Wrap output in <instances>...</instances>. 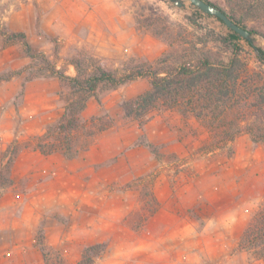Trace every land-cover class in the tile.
<instances>
[{
    "label": "rangeland",
    "instance_id": "374dc122",
    "mask_svg": "<svg viewBox=\"0 0 264 264\" xmlns=\"http://www.w3.org/2000/svg\"><path fill=\"white\" fill-rule=\"evenodd\" d=\"M176 1L114 0L120 12L117 19L128 15L135 31L117 29L111 38L102 37L103 44L94 46L72 40L74 31L60 22L59 7L64 4L60 0H0V26L8 32H25L39 55L30 57L22 42L0 34V247L11 241L8 231L19 229L21 217L37 218L36 245L45 250V261L65 262L68 241L48 242L44 225L48 219H64L74 209L82 217L101 211L126 213L127 223L122 224L136 231V236L126 231L123 238L111 235L107 242L90 244L99 245L94 261L125 244L142 248L137 255L142 264H151L149 249L155 252L166 246L174 264H264L251 252L236 249L264 197V142L242 132L227 145L206 151L210 133L193 113L184 115L161 101L145 108L135 103L151 88L147 77L117 87L100 85L81 114L82 127L69 135L77 149L74 157L95 145V151L109 153L106 166L99 170L80 165L66 178L53 158L52 168L47 160L45 171L13 172L18 153L37 150L36 138L65 110L66 86L45 68L43 56L68 75L76 74L71 63L75 59L84 65L99 61L117 74L131 69L164 74L203 51L223 53L213 35H227L228 27L199 11L190 0H180L181 6ZM241 37L239 57L244 69L238 94L247 97V104L243 112L226 116L216 110L210 116L230 126L237 118L245 125L258 120L256 104L264 91V62ZM249 39L264 48L262 35L254 33ZM65 139L53 135L49 141L64 143ZM61 194L64 207L58 202ZM176 213L194 223V236L182 239L175 234L173 228L180 222L171 223L168 214ZM214 245L217 254H212Z\"/></svg>",
    "mask_w": 264,
    "mask_h": 264
},
{
    "label": "trees",
    "instance_id": "16d2710c",
    "mask_svg": "<svg viewBox=\"0 0 264 264\" xmlns=\"http://www.w3.org/2000/svg\"><path fill=\"white\" fill-rule=\"evenodd\" d=\"M205 1L221 8L236 23L249 29L251 35L258 33L264 37V0ZM198 10L201 11L199 8ZM217 18L224 23L220 17ZM248 20H252L254 24L249 26ZM228 29L227 35L222 33L213 35L214 41L219 44L221 50L223 49L221 55L213 50L203 51L198 57L173 66L164 74L154 69H131L125 73L117 74L99 61L94 60L92 63L84 65L80 60L75 59L71 63L76 69V74L68 75L41 55L45 68L65 84L68 93L64 95L66 106L63 115L36 138L33 147L44 155L59 151L67 158L74 157L77 149H73L69 135L82 127L81 114L86 108L89 98L102 84L117 87L140 77H147L150 80L151 88L139 96L135 103L144 107L150 105V102L154 104L161 101L168 107L177 108L184 115L193 113L198 119L204 121L210 133L211 138L206 145V151H213L227 145L242 132L250 133L255 141L264 142V91L259 93L260 99L256 104L258 120L253 119L251 123L248 122L245 125L242 120L237 118L230 126L210 117L216 113V110L226 116L232 111L243 112L241 110L247 104L245 103L247 97L242 98L238 94L240 91L238 84L244 69V67H240L239 50L241 49L238 43L242 37L234 30ZM0 34L7 39L22 42L30 57L37 58L39 56L33 52L25 32H8L0 26ZM245 39L256 52V57L264 62V48L257 47L249 38ZM53 135L65 136V142L49 141ZM89 143L87 144L89 145ZM98 248V244L85 247L76 264H93L95 262L93 257L98 254ZM236 249L249 251L256 259L264 261V197L246 226ZM43 252L47 258L45 250ZM57 262L66 264L62 259ZM46 264H49L48 261Z\"/></svg>",
    "mask_w": 264,
    "mask_h": 264
},
{
    "label": "crops",
    "instance_id": "0c3cea01",
    "mask_svg": "<svg viewBox=\"0 0 264 264\" xmlns=\"http://www.w3.org/2000/svg\"><path fill=\"white\" fill-rule=\"evenodd\" d=\"M60 1L64 3L59 7V12L63 15L60 22L71 32L74 31L72 40L78 43L84 42L94 46L100 45L104 43L102 42V37L111 38V35H114L117 29H120L122 33L127 29L130 32L135 31L133 21L128 19V15H126V18L129 20L127 24H125L124 20L126 18L124 15L122 16V20L117 19V15L120 12L114 0ZM105 13L107 16H104ZM74 14L78 16L74 17ZM108 26L110 28L109 32L106 31L108 30ZM94 147L95 145L90 146L87 151L77 154L74 158H66V156L59 152L44 155L39 150L24 149L18 153L14 160L13 172L25 174L31 170L45 171L47 166L51 167L53 158L58 161V171L64 174L66 178L71 177V174L76 172V167L80 165L81 167H98L100 170L103 166H106L110 155L104 151H95ZM47 160L49 164L46 166ZM60 188L62 189L61 186ZM61 196L62 199L58 202L60 207H64L63 202L65 201H62L64 200V195L61 194ZM69 198L68 200L70 201ZM69 212L71 213H68L64 219L61 217L53 220L48 219L44 225L48 242L55 244L63 240L68 241L66 252H64L67 264H76L82 256V249L84 247L96 242H107L111 235H114L117 239L123 238L122 234L126 231L135 234V236L137 235L134 228L122 224L127 223L125 221L126 213L109 215L108 213H101V211L100 214L83 215L82 217V215H77L75 213L77 211L74 209H70ZM184 217V215L181 216L177 213L168 214L171 223L180 222L178 227L173 229H176L175 234L182 239L188 238L189 234L195 230V228H191L194 223L186 221ZM38 220L37 218L30 220L26 217H21L18 225L19 229L8 231V234L11 235V241L0 247V264H46L43 250L36 245L35 237L39 228ZM163 222L164 228L166 230L169 229L170 225L167 217ZM189 227L191 229H186ZM191 236H194V234H191ZM216 248L217 245L211 247L213 250L212 254H217ZM140 249L142 248L138 245H129L128 247H125V244L117 245L114 247L112 255H108L110 254L108 250L106 251V255L100 257L93 264H142L137 260L138 250ZM149 250L151 252H149L148 256L153 255L152 259H150L151 264H174L168 252V246L157 248L155 252L154 249Z\"/></svg>",
    "mask_w": 264,
    "mask_h": 264
},
{
    "label": "water",
    "instance_id": "95a60500",
    "mask_svg": "<svg viewBox=\"0 0 264 264\" xmlns=\"http://www.w3.org/2000/svg\"><path fill=\"white\" fill-rule=\"evenodd\" d=\"M196 7H198L201 11L209 14L220 17L225 25L237 32L239 35L244 38H250L251 32L249 29L244 28L240 24L236 23L233 19H231L221 8L213 5L205 0H190ZM176 4L181 6L182 2L180 0L176 1Z\"/></svg>",
    "mask_w": 264,
    "mask_h": 264
}]
</instances>
